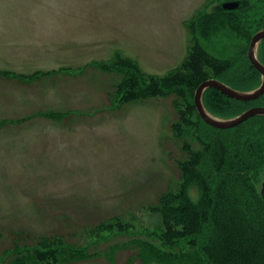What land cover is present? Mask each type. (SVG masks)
<instances>
[{"label": "rangeland", "instance_id": "374dc122", "mask_svg": "<svg viewBox=\"0 0 264 264\" xmlns=\"http://www.w3.org/2000/svg\"><path fill=\"white\" fill-rule=\"evenodd\" d=\"M230 1L264 12V0H0V264H44L45 243L55 264H209V227L195 246L167 245L158 211L202 126L181 122L174 95L121 94L179 66L189 22ZM221 29L204 45L242 67L250 43ZM252 182L263 197L264 168Z\"/></svg>", "mask_w": 264, "mask_h": 264}, {"label": "trees", "instance_id": "16d2710c", "mask_svg": "<svg viewBox=\"0 0 264 264\" xmlns=\"http://www.w3.org/2000/svg\"><path fill=\"white\" fill-rule=\"evenodd\" d=\"M238 8L221 13H199L187 25L189 47L181 64L160 78L151 77L142 86L130 79L121 94L125 100H134L140 93L155 97L174 95L184 100L181 122L188 127L202 126L203 135L197 137L202 148L185 146L188 157L179 161L183 181L178 190L162 197L158 211L164 225L160 238L167 245L187 240L195 246L198 235L209 227L201 246L209 264H264V196L257 192L252 182L264 168V116H253L234 127L217 128L196 114L192 99L198 86L211 78L237 90H251L261 84L262 75L248 55L242 57L241 67L240 60L215 55L202 41L214 38L213 31L220 26L224 34L233 31L250 43L252 36L264 28V12ZM257 56L264 64V39L258 46ZM117 65L133 66L123 58ZM232 74L241 81H232L229 78ZM251 81L253 88H241L240 83ZM210 98L216 100L219 108L216 103L206 104V99ZM203 102L212 114L231 118L252 106H264V94L242 101L216 88H208L203 93ZM191 183L199 189L197 199L191 192ZM42 245L45 248L34 253L36 261L44 264L60 261L58 248L52 249L49 243Z\"/></svg>", "mask_w": 264, "mask_h": 264}, {"label": "water", "instance_id": "95a60500", "mask_svg": "<svg viewBox=\"0 0 264 264\" xmlns=\"http://www.w3.org/2000/svg\"><path fill=\"white\" fill-rule=\"evenodd\" d=\"M239 6L240 3L238 1H230L223 3V8L226 10H234ZM263 39L264 28L258 30L252 36L247 52L249 61L262 75V82L258 87L248 91L237 90L216 78L208 79L198 86L195 91V106L197 108L198 113L206 123L217 128H230L241 124L242 122L248 120L253 116H264V106H252L237 116L231 118H220L209 112L203 103V93L208 88H216L226 96L242 101L254 100L264 94V64L257 57V48ZM262 194L264 196V183Z\"/></svg>", "mask_w": 264, "mask_h": 264}]
</instances>
